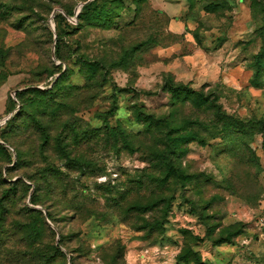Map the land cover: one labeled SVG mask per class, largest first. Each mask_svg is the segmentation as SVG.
<instances>
[{"label": "rangeland", "instance_id": "rangeland-1", "mask_svg": "<svg viewBox=\"0 0 264 264\" xmlns=\"http://www.w3.org/2000/svg\"><path fill=\"white\" fill-rule=\"evenodd\" d=\"M163 1L148 0L147 7L134 12L124 10L129 0H121L124 7L116 8L111 29L90 26L74 32L79 0H0V140L10 148L9 158L0 154V264H185L178 257L186 249L198 256L190 255L188 264H264V231L255 227L264 192L259 134L251 136L227 122L216 131L210 111L180 104L175 119L201 123L193 130L207 145H184L178 161L191 179L177 187L161 220L160 211L125 214L123 203L120 209L108 200L112 188L129 190L130 200L151 198L146 187L130 191L129 186L136 175H158L144 155L83 148L80 152L95 167L91 177H82L51 152L44 155L49 160L32 156L40 143L31 131L12 138L5 126L21 110L16 93L50 88L60 69L69 68L68 82L86 89L79 75L82 59L103 66L110 82L77 92L68 102L78 126L97 128L107 118L110 126L122 124L137 134L143 130L138 112L170 118L176 98L166 89L180 84L215 100L230 118L264 122V0H254L253 6L250 0H186L182 14L173 0ZM162 7L171 10L161 13ZM57 14L65 22L56 21ZM174 16L178 19L171 22ZM13 123L15 129L19 123ZM17 152L26 157L21 165ZM46 160L64 173V189L42 196L34 206V182H54L50 175L40 176ZM9 187L15 188L14 199L3 209ZM31 208L42 216L27 215ZM155 220L160 233L141 231ZM20 224L29 225L28 232ZM226 238L230 244H212Z\"/></svg>", "mask_w": 264, "mask_h": 264}, {"label": "trees", "instance_id": "trees-1", "mask_svg": "<svg viewBox=\"0 0 264 264\" xmlns=\"http://www.w3.org/2000/svg\"><path fill=\"white\" fill-rule=\"evenodd\" d=\"M250 1L253 6L254 0ZM79 3L82 7L76 17V28L72 30L74 32L90 26L111 29L116 8L124 7L121 0H79ZM148 5V0H129V4L124 7V10L136 12L140 6L147 7ZM66 15L74 16V13L66 11ZM54 18L58 22H65L64 17L60 14L55 15ZM57 35L55 54H59L60 37L59 34ZM80 64L84 68H79V75L84 78L83 85L85 84L86 89H82L80 85L75 86L68 82L69 75H71L69 74V68L65 71H61L60 69L56 72L58 77L50 88L44 90L27 88L16 93L21 110L14 121H17L19 124L14 129V121H8L5 126L10 129V137L12 136V138L19 131H22V135L26 134L27 131H31L34 135H37L40 143V151H35V148L30 151L31 153L34 152L32 156L39 155V157L50 159L51 157H45L44 155L51 152L53 157L60 163H63L66 169L78 171L82 177H91L92 169L95 167V164L80 152L83 148L88 149V151L95 149V151L115 154L126 153L134 155L140 153L144 155L149 165L158 170V175H136L129 186L132 187L130 191L131 189L139 191L146 187L150 191V199L136 200L138 198L136 195V198L130 200L127 199L130 194L129 190L120 191L119 188L108 190L110 192L108 193V200L112 201L120 209L123 203V212L125 214L141 216L157 210L161 213V220H164L167 217L170 202L174 199L177 187L184 186L191 179L182 170L178 161L179 155L184 152V145L197 142L201 147H205L207 143L205 139L201 138L193 130L197 127H202L201 123L175 119L176 109L180 104L184 105L186 102H190L195 108L210 111L213 117L212 126L216 131H218V125L227 122L241 131L251 132V136L259 134L264 144L263 121L242 122L230 118L222 112L221 107L215 100L205 96L203 93L194 92L188 86L182 84L167 86V92H169L171 97L176 98L173 104L175 109L172 111L169 119H159L154 114L138 112L137 124L142 125L143 130L137 134L133 130L129 131L122 124L114 127L110 126L107 118L103 119L102 125L97 128L90 127L89 125L85 127L78 126L77 120L74 118L75 112L70 108L68 102H73L72 98L77 92L81 94L82 92H87L92 87L104 88L110 82L108 71L96 61L82 59ZM54 74L53 71L50 72L51 76ZM10 102L14 107V102L12 100ZM73 105L75 106L76 102ZM9 110H13V108L11 107ZM68 111H73V115H71L70 119L63 120V115L68 113ZM142 118L146 120L143 122ZM59 130L60 132L58 133ZM48 131H56L55 136L51 137ZM211 136V139L217 137L216 133H213ZM0 154L3 157H10V148L6 145L5 140L2 143L0 142ZM15 155L19 165L26 159L25 156H22L21 152H17ZM27 156L29 157V155ZM48 160L44 161V171L40 176L46 177L50 175L54 182H48L47 180L42 182L36 180L34 182V191L30 199V203L34 206H38L42 196L53 197L57 191L62 190V187L64 189V185H62L60 180V176L62 177L64 173L61 172V169L49 163ZM13 189L15 190V188L9 187L4 190L3 198L5 199V206H3V209L13 201ZM124 194L126 195L122 196ZM26 213L27 215L35 216L37 219L42 216L41 211L34 208L26 209ZM49 217V213H46V218L49 219ZM41 223L44 224V222ZM144 225L140 228L141 231L147 230L149 233L154 231L160 233L163 229L159 220H155L151 224L145 222ZM20 227L25 233L29 230V225L27 224H20ZM225 243L230 244V238L212 241L214 246H220ZM55 250V253L62 255L57 248ZM190 255L198 258L197 254H192L191 250L186 249L179 255L178 261L188 264L191 261Z\"/></svg>", "mask_w": 264, "mask_h": 264}, {"label": "built area", "instance_id": "built-area-1", "mask_svg": "<svg viewBox=\"0 0 264 264\" xmlns=\"http://www.w3.org/2000/svg\"><path fill=\"white\" fill-rule=\"evenodd\" d=\"M259 214L255 220V227L259 231H264V192L258 201Z\"/></svg>", "mask_w": 264, "mask_h": 264}, {"label": "crops", "instance_id": "crops-1", "mask_svg": "<svg viewBox=\"0 0 264 264\" xmlns=\"http://www.w3.org/2000/svg\"><path fill=\"white\" fill-rule=\"evenodd\" d=\"M161 1H163V0H161ZM173 2L176 4V5H178V9H177V13H183L184 11H185V9H186V6L184 5V2L186 3V0H173ZM163 3L166 5V4H169L167 1L166 2H164L163 1ZM159 9V11L161 12V13H168V10H171V8H168V7H162V8H158ZM174 20H172L171 19V22H173V21H176L177 19H178V17L177 16H174V17H172ZM175 24V23H174ZM176 25H177V23H176ZM177 27V26H176ZM178 30H179V27H178ZM176 33H178V32H176ZM180 33V32H179Z\"/></svg>", "mask_w": 264, "mask_h": 264}]
</instances>
